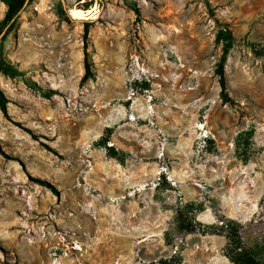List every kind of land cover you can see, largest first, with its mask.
Returning a JSON list of instances; mask_svg holds the SVG:
<instances>
[{
	"label": "rangeland",
	"instance_id": "1",
	"mask_svg": "<svg viewBox=\"0 0 264 264\" xmlns=\"http://www.w3.org/2000/svg\"><path fill=\"white\" fill-rule=\"evenodd\" d=\"M257 51L264 0L28 3L0 36V264H233L226 235L203 232L222 220L264 246Z\"/></svg>",
	"mask_w": 264,
	"mask_h": 264
},
{
	"label": "trees",
	"instance_id": "2",
	"mask_svg": "<svg viewBox=\"0 0 264 264\" xmlns=\"http://www.w3.org/2000/svg\"><path fill=\"white\" fill-rule=\"evenodd\" d=\"M3 2L8 10L5 15V18L2 22V26H0V36L3 32L4 38H7L12 31L15 29L18 19L20 17V13L25 8L26 3H30L32 0H0ZM85 10H88L85 9ZM137 11V10H136ZM65 13V11H63ZM92 21L84 22V68L85 73L82 77V83L89 81L94 78V73L92 70V63L90 62V54L88 52V36L90 32V27L92 26ZM217 41H223L224 50L223 55L221 56V60L217 66L216 73L219 76V82L221 86V96L225 103L232 101L228 92H227V81H226V73L225 67L227 64L228 55L230 49L233 47L235 42V37L231 30L222 29L220 30ZM259 55H264V52L257 51ZM6 74H10V72H6ZM51 95L46 94L44 97L49 98ZM7 104L8 100L5 95H0V110L4 113H7ZM1 149V146H0ZM110 153L115 151L113 147L109 148ZM112 157H117L118 154L114 152V154H110ZM122 163H124V159H120ZM43 185L48 187L54 194L58 195L59 192L56 188L48 182H42ZM204 233L209 234H217L222 233L225 234L228 239V244L226 247V255L229 260L233 264H264V246H257L255 248L249 247L243 240L241 236V225L236 220H222L219 225H214L208 227L203 231Z\"/></svg>",
	"mask_w": 264,
	"mask_h": 264
},
{
	"label": "bare ground",
	"instance_id": "3",
	"mask_svg": "<svg viewBox=\"0 0 264 264\" xmlns=\"http://www.w3.org/2000/svg\"><path fill=\"white\" fill-rule=\"evenodd\" d=\"M70 15L76 19V20H83V19H90V16L88 17L87 15L89 14L87 11H83L81 9L78 8H72L70 9ZM87 12V14H86ZM87 16V17H85ZM77 249H80L79 247H77ZM37 259V258H36Z\"/></svg>",
	"mask_w": 264,
	"mask_h": 264
},
{
	"label": "water",
	"instance_id": "4",
	"mask_svg": "<svg viewBox=\"0 0 264 264\" xmlns=\"http://www.w3.org/2000/svg\"><path fill=\"white\" fill-rule=\"evenodd\" d=\"M27 5H28V2L26 3L25 7H26ZM89 21H91V20H89ZM4 34H5V32H3L1 36H3Z\"/></svg>",
	"mask_w": 264,
	"mask_h": 264
}]
</instances>
